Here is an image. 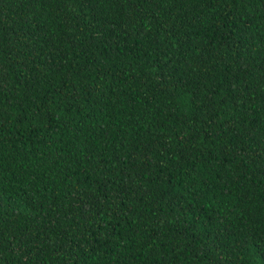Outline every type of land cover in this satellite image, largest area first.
Wrapping results in <instances>:
<instances>
[{
  "label": "trees",
  "instance_id": "obj_1",
  "mask_svg": "<svg viewBox=\"0 0 264 264\" xmlns=\"http://www.w3.org/2000/svg\"><path fill=\"white\" fill-rule=\"evenodd\" d=\"M0 264H264V0H0Z\"/></svg>",
  "mask_w": 264,
  "mask_h": 264
}]
</instances>
